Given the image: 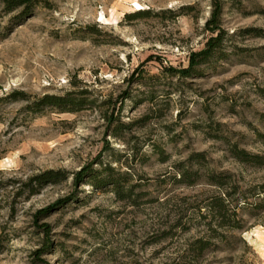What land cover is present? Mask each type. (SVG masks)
<instances>
[{
  "label": "rangeland",
  "instance_id": "1",
  "mask_svg": "<svg viewBox=\"0 0 264 264\" xmlns=\"http://www.w3.org/2000/svg\"><path fill=\"white\" fill-rule=\"evenodd\" d=\"M212 2L40 0L26 16L0 0V264H264L262 215L235 201L264 168L232 154H264V0H220L218 50L193 75L170 71L215 34ZM69 91L79 109L26 107ZM89 163L122 193L74 187ZM49 169L67 177L29 195ZM210 170L229 174L240 227L203 207L221 192Z\"/></svg>",
  "mask_w": 264,
  "mask_h": 264
},
{
  "label": "trees",
  "instance_id": "2",
  "mask_svg": "<svg viewBox=\"0 0 264 264\" xmlns=\"http://www.w3.org/2000/svg\"><path fill=\"white\" fill-rule=\"evenodd\" d=\"M213 10L210 14V18L207 20V27L215 33L213 36L209 37L204 48L198 52H192L189 56L188 66L181 69L171 68L170 71L180 73L182 76H190L196 73L195 66L209 57L213 56L215 51L220 47V43L223 37V30L219 26V16L221 13V2L220 0H212ZM3 10L6 12L13 11L17 8L22 7L21 13L23 15L29 16L32 13V9L37 5L40 0H1ZM146 10H139L136 15L140 16L145 13ZM75 94H81V92L69 91L63 95L57 94H44L41 98L34 101L33 104H27L26 107L32 110H36L42 106H53L61 111H71L76 110L81 107L82 102L84 101L83 96H75ZM25 93L14 91L6 95L13 100L24 99ZM35 107V108H33ZM113 122V121H112ZM233 156L242 163H248L251 166L264 168V154L250 153L245 149L237 148L236 146L232 149ZM202 154H195L194 156L199 157ZM193 157V156H192ZM105 172V175H100L99 172ZM113 169L110 165L105 164L102 166L101 170H96L92 167V164H86L82 166L79 170L72 173V181L74 187H77L81 184H89L94 188H102L103 186L112 185L115 193H122V179L115 177L113 175ZM120 175L118 172L116 173ZM193 174H198L197 170H190L184 168L179 174V179L181 181H186L190 183L192 180H186L191 178ZM229 174L224 172H217L215 170H210L206 176V180L209 184L216 186L221 190L219 194L213 195L208 198L207 202L203 206L207 214L212 215V217L217 219V226L219 227H229V228H238L240 227V219L235 220L231 215L236 214L235 207L231 202V193L227 191V178ZM67 177V172L64 170H54L49 169L45 170L35 176L31 177L30 186L28 190L29 195L37 193L44 185L49 183H56ZM236 191L235 188L233 189ZM249 197H253V200L250 202ZM71 199L67 197L65 199L58 200L52 205H49L46 208H43L38 211L39 214L46 215L58 209L61 204L66 203ZM235 201L240 204V206L250 207L255 211L256 215H262L260 223L264 225V180L262 182L252 185L248 190L242 191L235 197ZM231 213V214H230ZM44 226L47 227L46 224ZM48 232V229H45Z\"/></svg>",
  "mask_w": 264,
  "mask_h": 264
}]
</instances>
